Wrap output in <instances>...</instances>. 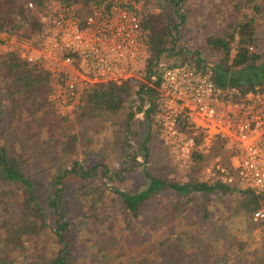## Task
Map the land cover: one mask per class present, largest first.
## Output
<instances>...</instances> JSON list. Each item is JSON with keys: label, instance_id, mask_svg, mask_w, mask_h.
Here are the masks:
<instances>
[{"label": "trees", "instance_id": "16d2710c", "mask_svg": "<svg viewBox=\"0 0 264 264\" xmlns=\"http://www.w3.org/2000/svg\"><path fill=\"white\" fill-rule=\"evenodd\" d=\"M58 1L76 5V14L84 19L92 5L100 0ZM44 2L25 0L22 7L27 16L22 19L26 22L22 28L15 23L5 24L4 15L13 9V0H0V32L32 36L39 29L38 17ZM149 2H161L162 6L163 0H143V7ZM169 2V8L179 17L176 25L183 24L185 13L180 11L183 0H166ZM231 3V20L204 36L205 46L213 55L210 64L196 51L192 58L179 59L172 66L194 65L208 73L216 86L235 88L242 95L247 91H264V50L257 44L258 22L264 20V0H241L240 3L232 0ZM18 10L15 16L26 15L20 7ZM141 13V25L147 37L144 81L132 77L94 84L81 92L74 109H64L75 112L77 122L128 123L139 112L148 125L153 122L155 127L147 129L136 153L141 159L139 165L145 183L137 192L111 186L112 176L119 175L109 173V163L99 162V154L94 153L90 161L78 158L77 137L71 129L62 133L60 158L51 164L42 162L48 151L46 140L39 135L48 132L42 120L33 121L51 114L53 109L59 113L61 110L51 97V73L37 62L20 59L16 52H0V102L6 101L12 110L5 118V109H0L3 116L0 121V264H206L199 256H205L211 247L203 237L197 236L199 232L189 235L190 224L180 228L183 234L175 233L173 239L168 236L156 247L149 244L138 250L133 247L140 244L145 231H157L165 222L194 208L200 219L206 221L207 198L211 193H216L219 199L231 198L227 210L234 216L260 208V196L240 188L235 179L229 183L224 181L225 175L218 170L213 178L199 181L189 175H165L153 167L152 160L159 146V127L154 122V114L156 87L161 77L154 67L166 51H173L168 45L179 32L177 26L171 28L170 22L156 23L157 16L150 11L146 15ZM23 106L29 110L30 117L21 123L18 116L27 114ZM211 152L227 172H233L229 164L233 152L223 138H215ZM131 157L134 160V154ZM202 157L193 152L191 160ZM187 242L200 252L191 251Z\"/></svg>", "mask_w": 264, "mask_h": 264}, {"label": "built area", "instance_id": "2783aa9c", "mask_svg": "<svg viewBox=\"0 0 264 264\" xmlns=\"http://www.w3.org/2000/svg\"><path fill=\"white\" fill-rule=\"evenodd\" d=\"M30 5V4H29ZM76 5L46 0L39 29L29 38L0 32V49L37 62L50 71L51 97L74 109L81 92L97 83L136 78L147 57L141 0H100L81 19ZM154 122L161 141L179 160L193 152L211 156L212 169L262 198L251 219L264 236V91L218 87L210 75L183 63L166 67L156 87ZM216 137L233 153L232 173L218 163L211 148Z\"/></svg>", "mask_w": 264, "mask_h": 264}, {"label": "rangeland", "instance_id": "374dc122", "mask_svg": "<svg viewBox=\"0 0 264 264\" xmlns=\"http://www.w3.org/2000/svg\"><path fill=\"white\" fill-rule=\"evenodd\" d=\"M141 1L143 4V0ZM231 1L183 0L182 3L180 2V11L185 13V22L181 25H176L179 17H176L173 10L169 8L170 2L166 3V0H163L162 6H160L161 2L159 4L149 2L145 7L142 5L141 11L145 15L150 11L157 16L156 23L162 25L170 22L171 28L174 29L173 26H177L179 32L178 36L175 37V41H171L168 45V47H173V51L168 53L166 51L161 56L158 64L154 67L155 73H161L164 68L172 66L179 59L192 58V53L196 51L205 62L210 64L213 55L205 46L204 36L208 31L220 28L231 20L233 15ZM236 1L237 3L241 2V0ZM24 2L25 0H13V9L4 15V22L7 26H12L15 23L22 28L25 27L26 22L24 20L27 13L25 8L22 7ZM19 7L25 12V16L20 13L17 16L14 15L15 11L19 12ZM34 13L39 15L37 11H33ZM241 13L242 11H240V15ZM8 33L10 35L14 34L12 31ZM257 40L260 49L264 50V20L258 22ZM1 51L3 50L0 49ZM143 74V71H141L136 79L144 81ZM130 100L127 99L128 102ZM5 103L6 101L3 100L0 102V109H5L4 117L6 118L11 115L12 110L11 105ZM22 109L27 114L23 117L18 114V121L21 123L29 121L28 118L30 117L29 110L25 106ZM53 111L51 114L43 115L39 120L33 121L36 123L42 120L43 127L48 132L39 135L40 138L46 140L45 147L48 151V156L42 161L44 164H51L60 158L61 153L59 150L62 133L67 129H71L77 137L76 156L78 158L85 157L90 161L94 158L93 154L97 153L101 156V158L98 157L99 162L109 163V173H118L119 177L112 176V180L109 182L111 186L129 193L137 192L144 187V177L139 165L141 159L136 153L147 129L151 128L153 130L155 127L153 122L148 125L144 121L141 112L135 113L128 123L117 121L112 125L108 122H77L75 112L72 114V112L64 109L60 110V113L55 109ZM2 119L3 116H0V121ZM158 138L159 146L152 160V163L155 164L153 167L157 171L161 169L162 174L165 175H189L199 181L214 177V169H212L214 160L211 156H204L198 161L179 160L175 155L173 156L172 149L161 141L159 132ZM133 154L134 160L131 157ZM134 161H137V163ZM207 200L209 215L206 221L200 219L194 208L182 216L176 217L171 222H165L157 231L150 233L145 231L140 238V244H136L133 249L138 250L147 246V244L150 247H156L158 242L163 241L168 236L173 239L175 233L180 232L183 234L184 232L180 228L190 224L192 230L189 235L193 236L199 232L197 236L203 237L204 242L208 244V247H211V250H208L205 256H199L206 264H264V236L259 233L258 224L251 219V212L234 216L227 210L232 199L229 197L219 199L216 193L208 195ZM261 204H263L262 200ZM186 246L191 247V251L200 252L195 249L194 244L190 245L188 243ZM176 247L182 249L179 245H176Z\"/></svg>", "mask_w": 264, "mask_h": 264}]
</instances>
